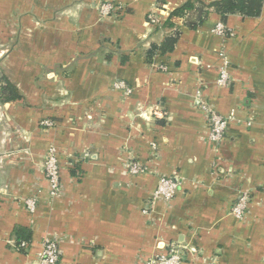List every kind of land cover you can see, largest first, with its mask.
I'll return each mask as SVG.
<instances>
[{
  "label": "crops",
  "instance_id": "0c3cea01",
  "mask_svg": "<svg viewBox=\"0 0 264 264\" xmlns=\"http://www.w3.org/2000/svg\"><path fill=\"white\" fill-rule=\"evenodd\" d=\"M105 1L121 8L103 16ZM187 1L0 0V76L23 95L0 102V264H36L49 237L60 264H145L172 246L186 253L182 264H264V3L257 17L211 12L196 29L181 17L148 23L152 10L166 21ZM176 29L174 50L149 61L151 44ZM222 52L228 86L217 83ZM203 104L234 116L219 144ZM51 145L62 167L56 196L42 168ZM132 160L147 171L131 173ZM161 176L180 187L152 202ZM16 226L32 234L24 251Z\"/></svg>",
  "mask_w": 264,
  "mask_h": 264
},
{
  "label": "built area",
  "instance_id": "2783aa9c",
  "mask_svg": "<svg viewBox=\"0 0 264 264\" xmlns=\"http://www.w3.org/2000/svg\"><path fill=\"white\" fill-rule=\"evenodd\" d=\"M120 8L121 6L113 2L105 1L100 4L99 11L103 16H110L117 12ZM148 23L153 26H160L163 23V20L156 11L152 10L148 14ZM215 32L220 35H225L227 33L225 25L222 22L218 23L215 28ZM221 56L223 64L219 67L217 83L220 86H228L231 82L229 60L224 52L221 53ZM160 68L166 70V67L163 65H161ZM114 87L124 91L128 95L132 93V88L124 80H117L114 83ZM202 108L208 113V123L210 128L209 139L211 142L219 144L223 140L228 124L232 119H234V116L233 114L223 115L206 104H203ZM153 112L157 116L161 115L158 110H153ZM141 115H146V112L142 110ZM41 124L50 128L54 125V122L50 119H44ZM153 147L157 148L156 144H153ZM128 167L129 171L133 174L144 173L147 171L146 166L139 161H130L128 163ZM42 168L49 182L50 195H58L63 189L61 179L62 167L59 161L58 150L54 145L49 147L43 159ZM179 187L180 180L173 177L161 176L151 196L152 202H156L158 200L170 201L175 197ZM249 202V195L247 193L241 194L232 208V213L236 217H243L249 207ZM25 203L28 210L34 212L37 205V198H27ZM185 254L184 250H182L179 246H172L168 251L153 256L147 260L145 264H182ZM36 264H60V247L58 240L50 237L44 239ZM203 264H219V262L216 260H210L204 262Z\"/></svg>",
  "mask_w": 264,
  "mask_h": 264
},
{
  "label": "trees",
  "instance_id": "16d2710c",
  "mask_svg": "<svg viewBox=\"0 0 264 264\" xmlns=\"http://www.w3.org/2000/svg\"><path fill=\"white\" fill-rule=\"evenodd\" d=\"M264 0H214L206 3L202 0H188L170 13V18L156 27H173L172 17L183 18V23L190 29L201 26L211 12L217 13L224 22L229 15H241L243 17H257L262 12ZM180 36V30L176 29L172 34L165 36L159 44L152 43L147 50V58L152 61L156 54L164 55L172 52ZM23 95L18 86L6 75L0 76V102L8 103L22 99ZM15 248L24 251L31 241V231L22 226L14 229Z\"/></svg>",
  "mask_w": 264,
  "mask_h": 264
}]
</instances>
